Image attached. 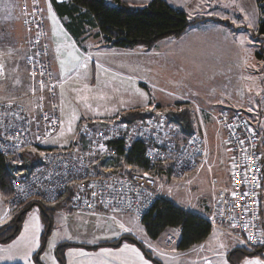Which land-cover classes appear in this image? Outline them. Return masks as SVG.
Instances as JSON below:
<instances>
[{
	"label": "rangeland",
	"instance_id": "rangeland-1",
	"mask_svg": "<svg viewBox=\"0 0 264 264\" xmlns=\"http://www.w3.org/2000/svg\"><path fill=\"white\" fill-rule=\"evenodd\" d=\"M201 1L202 4L200 0L196 1L195 6L188 10L190 19L216 15L215 4L208 7L204 6V1L207 0ZM39 2L48 25V15L40 0ZM215 2L213 0V3ZM18 13H14L11 17H8L10 14L4 16L0 14V18L2 16L11 19L10 21L7 19L5 23L0 21V65L3 66L0 69L2 72L0 100L20 99L27 104L29 100L26 96L31 91L32 84L29 66L24 61L22 49L13 43L9 36L13 30L11 25L19 24ZM169 39L172 40L168 41H176L173 40L176 38ZM56 42L60 56L55 57V55L53 58L51 47L50 53L54 63L56 58L59 68L58 78L62 76V79L54 78L60 126L56 133L41 141L42 147L68 148L73 144L82 122L95 117L111 118L119 109L135 102L152 101L138 111L154 108L155 104L162 105L159 111L163 114L170 111L178 112L189 107V104L194 106L193 102L203 107L207 106V109L212 106L210 112L202 109L197 113L194 112L196 113L195 129L203 135L207 151L204 162L196 172L204 173L205 182L203 181L202 184L206 188L185 183L187 177L194 173L185 178H174L173 175L164 174L160 179L162 192L174 202L188 205L186 202L192 201H185L188 196L197 197L204 193L209 196L207 199L211 205H215L218 194L229 188L232 170V155L218 121L222 105L229 106L230 109H242L255 129H259L261 121L255 115L258 102L254 101V108L246 104L239 106V103L230 106L229 103L223 102L227 93L234 92L230 80L235 84V79L232 78L224 79L228 84L221 83V85L220 81L218 84L215 80L213 87L207 86L212 91V95L204 94V64L195 60V54L191 56L187 47H181L178 42L173 43L176 49L168 47L169 43L166 45V42H161L158 47L150 50L142 46L120 48L110 45L97 47L94 44L89 50H85L84 46L74 45L75 49H78L76 54L81 56L80 65L83 64L84 56L90 57L86 68L77 66L71 59L70 53L74 51L72 44L59 37ZM254 43H256L255 39L252 40L253 47H255ZM253 47L251 45L246 47L244 53L246 65L256 61ZM62 60L65 61L63 67L60 63ZM252 82L254 79H249L245 74L243 85L250 102H252L253 87H256L258 92L264 89V72L256 78V86L252 85ZM141 92L146 94V98L140 95ZM260 99L262 100V96ZM73 116L76 118L73 119ZM42 205L26 203L4 221L5 228L0 233V248H11V251L0 252V264L15 262L52 264L50 257H54L57 264H100L101 261L105 264H132L133 261L135 264H141L134 253L120 251L125 244L138 249L148 264H224L225 260L227 264H244L246 260L264 261V247L260 254H249L248 247L221 229L215 231L205 243H199L187 250H179L175 244L179 237L178 231L171 230L167 235L153 239L134 213L120 214L99 209L77 210L65 205ZM3 208L4 202L0 198V213ZM33 215L40 218L39 246L33 248L29 257L24 259V253L27 251L25 242L21 241L19 244L16 242L24 234V225ZM120 224L130 229L136 236L135 239L131 235L126 236L133 237L134 240L124 239L119 244L125 232L119 227ZM57 231L61 233L62 238L57 239L55 248L50 249L49 242ZM68 236L71 238L69 239ZM221 244L224 245L223 248L220 247ZM103 249H110L113 254L99 255ZM70 252L73 255L70 256ZM80 252L86 255L81 256Z\"/></svg>",
	"mask_w": 264,
	"mask_h": 264
},
{
	"label": "built area",
	"instance_id": "built-area-1",
	"mask_svg": "<svg viewBox=\"0 0 264 264\" xmlns=\"http://www.w3.org/2000/svg\"><path fill=\"white\" fill-rule=\"evenodd\" d=\"M21 14L28 33L26 63L32 84L26 96L29 103L0 100V158L10 163L8 192L0 193L4 202L0 227L32 201L77 210L128 212L141 218L159 199H169L157 174L116 162L112 146L119 139L129 145L146 141L152 165L171 166L174 178L195 173L207 152L203 135L198 131L186 135L157 104L142 110L147 116L132 122H124L121 116L82 122L68 148L42 147L41 141L60 126L49 28L39 0H23ZM218 121L232 155V170L230 186L218 194L215 214L208 220L260 254L264 163L259 136L241 110H223Z\"/></svg>",
	"mask_w": 264,
	"mask_h": 264
},
{
	"label": "crops",
	"instance_id": "crops-1",
	"mask_svg": "<svg viewBox=\"0 0 264 264\" xmlns=\"http://www.w3.org/2000/svg\"><path fill=\"white\" fill-rule=\"evenodd\" d=\"M46 15H48V28H49V42L51 51L53 54V58L59 57V50H57V37L63 39L64 41H68L72 45H76L77 47H86L85 50H89L91 45H95L97 47H103L105 45V41L103 37L99 35V29L93 26L92 17L89 15L86 9L77 7L72 0H40ZM130 5L133 6H143L147 4L151 0H123ZM171 6L175 8H181L188 12L189 9L193 8L196 4V1L199 0H166ZM213 0L204 1V6H213L216 11V15H210L206 17H212V19H205L197 22L196 24L190 26L179 38L173 39L176 41H168L172 39H166L158 42L152 48L158 47V44L161 42H166V45L169 43L168 47L171 46L173 49H176L173 43L178 42L181 47H187L188 53L192 56L195 54V60L202 61L204 64L205 72H204V90L206 95H212V91L207 86L213 87L214 83L220 81L221 83L228 84L224 79L232 78L235 79V84H232L234 92L227 93L223 102L229 103L230 106L236 103L240 105L246 104L247 106H251L254 108V101L258 102L257 113L255 115L260 118L261 126L257 130L260 147L259 149L262 152L264 159V89L258 92L256 87L252 88V97L251 101H249L246 91L244 90V78L245 74L249 79L253 78L254 82L252 85H257L256 78L260 77L264 72V56L259 57L258 51H260V45L255 40V47H253L252 40L254 30L257 29L259 24V8L256 0ZM201 4L202 1L200 0ZM23 4V0H0V14L2 16L9 15L11 17L14 13L19 12V24L11 25L13 30L9 35L12 38L13 43H16L18 47L22 49L24 54V61L26 62V56L28 53L27 49V38L28 33L22 22V14H21V6ZM12 12V13H11ZM1 16L0 21L2 23L7 22V17L3 18ZM53 16L55 19H53ZM203 17V16H200ZM222 17V18H221ZM214 18L222 20L223 22L217 21ZM9 19L8 21H10ZM249 20L254 21L252 26H248ZM7 28V27H3ZM55 41V42H54ZM243 41V42H241ZM251 43V44H250ZM253 47L254 55L256 61H254L251 65L245 64L244 53L246 47ZM93 47V46H92ZM152 48H149L152 49ZM172 51V50H170ZM198 56V57H197ZM54 78L62 79V76L58 78L59 68L56 63V58L54 59ZM27 64V63H26ZM212 79V80H211ZM217 80L216 82H214ZM56 84V83H55ZM226 93V92H225ZM262 96V100L260 99ZM152 102V101H151ZM150 101L146 102H135L134 104H129L121 109H119L111 118H99L95 117L92 120H109L115 117L120 116L121 114L138 110L145 105L151 103ZM260 102V104H259ZM181 103V102H179ZM175 103V104H179ZM189 104V107L192 108L194 119L196 113L199 109L210 110L213 108L211 106L210 109H207V106L197 105L195 102ZM263 104V105H262ZM174 105V104H173ZM192 105V106H191ZM222 109L230 108L229 106L222 105ZM221 109V110H222ZM242 110V109H240ZM196 112V113H194ZM219 113V112H218ZM263 119V120H262ZM91 120V121H92ZM195 121V120H194ZM196 126V123H195ZM204 180V173L198 171L191 176L187 177L186 184H191L194 187L204 186L202 183ZM230 186V181L228 183ZM202 192V191H200ZM191 195V194H190ZM200 195V194H199ZM198 195V196H199ZM204 195V196H203ZM194 196V195H193ZM188 196L186 200H192L186 202V204H181L176 202L185 208L200 214L201 216L211 219L215 214L214 205L212 206L210 201L207 199L209 196L206 194H201L199 197L197 196ZM203 196V197H202ZM198 198V199H197ZM202 198V199H201ZM127 214V213H120ZM261 215H262V229L264 228V185L263 190L261 192ZM217 230H220L217 227H213L210 236L204 241V243L213 235V233ZM179 232V230H176ZM165 233V235H167ZM264 234V230H263ZM126 235H131L134 237V234L131 231H125L124 235L119 242L121 244ZM132 237V238H133ZM132 239V240H134ZM177 238L176 242L178 241ZM164 241V240H163ZM166 242V241H164ZM175 242V244H176ZM203 243V242H202ZM264 247L261 246V250Z\"/></svg>",
	"mask_w": 264,
	"mask_h": 264
},
{
	"label": "trees",
	"instance_id": "trees-1",
	"mask_svg": "<svg viewBox=\"0 0 264 264\" xmlns=\"http://www.w3.org/2000/svg\"><path fill=\"white\" fill-rule=\"evenodd\" d=\"M72 1L77 7L88 11L92 17L93 26L99 29V35L103 37L105 45L120 48L136 46L152 48L162 40L179 38L190 26L199 21L212 19V17L206 16L190 19L186 10L171 6L166 0H151L147 4L138 7L123 0ZM256 1L260 18L258 27L253 32V37L260 45L258 56L262 57L264 56V0ZM214 19L223 22L217 18ZM157 105L158 107L162 106ZM226 109H222V111ZM166 114L167 119L181 126L186 135L196 131L194 115L190 107H185L178 112L170 111ZM120 116L124 122H132L147 115L142 114L140 110H132ZM112 146L117 152L116 162L123 166L132 165L134 170L138 172L151 170L159 177L164 174L173 175L171 166L168 165L169 168L165 169L162 165L151 164L150 159L146 156V150L149 146L146 141H135L129 145L125 140L119 139L112 142ZM262 160L264 163L263 155ZM9 164L7 160L0 158L1 195L8 192ZM37 203L31 202V204ZM56 206H64V204ZM139 219L148 235L153 239L160 238L168 231L179 230V239L176 242V247L179 250H187L204 242L213 229L212 223L207 218L166 198L159 199ZM4 228V226L0 227V233ZM124 239L132 240L129 236L124 237ZM146 254L151 258L148 251H146ZM249 254L254 253L249 251ZM11 264L23 263L15 262Z\"/></svg>",
	"mask_w": 264,
	"mask_h": 264
},
{
	"label": "snow or ice",
	"instance_id": "snow-or-ice-1",
	"mask_svg": "<svg viewBox=\"0 0 264 264\" xmlns=\"http://www.w3.org/2000/svg\"><path fill=\"white\" fill-rule=\"evenodd\" d=\"M53 19H55V17L53 16ZM254 21L249 20L248 22V26L251 27ZM243 42V41H241ZM73 48V52L70 53L71 59L73 61L76 62L77 66H83V67H87V61L90 59L89 56H84L83 57V64L80 65V60H81V56L77 55L76 53H78V49H75V46L72 45ZM59 50V49H58ZM61 67L64 66L65 61H61ZM2 65H0V69H2ZM0 74H2V72H0ZM137 91H139L137 89ZM140 95L145 96L146 98V94L144 93H140ZM86 99V98H85ZM76 117L73 116V119H75ZM71 127H69V131H71ZM119 227L121 229H123L124 231H130V229H127L124 227L123 224H120ZM41 230V224H40V218L37 215H33L32 217H30L29 221L24 225V234L21 235L19 241H17L16 243L19 244L21 241L25 242V247L27 248V251L24 253V259H27L32 251L33 248L38 247L39 246V236L38 233ZM65 235H67L65 233ZM61 237V233L59 231H57L56 233H54L53 239L49 242V248H55L56 246V240L60 239ZM68 238L70 239L71 237L68 236ZM249 239H251V234H249ZM261 242H264V234H262V238H261ZM15 246V245H14ZM221 248L224 247L223 244L220 245ZM11 248L9 249H3L0 248V252H10ZM121 252H126V251H130L132 253L135 254L136 257L139 258L141 264H148V261L144 260V257L141 255L140 251L136 248L131 247L128 244H125L124 247L120 250ZM113 253L111 252L110 249H103L102 252L99 255L102 256H107V255H112ZM69 255H73L72 252L69 253ZM79 255L83 256L86 255L83 252H80ZM9 258H14L13 256H9ZM50 259L52 260V264H57V261L55 260L54 257H50ZM29 264H31V262H29ZM100 264H105V262L101 261ZM132 264H135V261L132 262ZM224 264H227V261H224ZM244 264H264V261H260V260H246L244 262Z\"/></svg>",
	"mask_w": 264,
	"mask_h": 264
}]
</instances>
